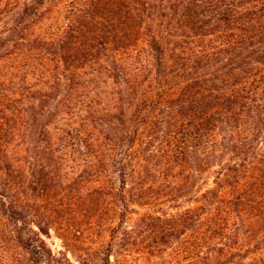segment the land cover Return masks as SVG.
<instances>
[{"label": "trees", "instance_id": "16d2710c", "mask_svg": "<svg viewBox=\"0 0 264 264\" xmlns=\"http://www.w3.org/2000/svg\"><path fill=\"white\" fill-rule=\"evenodd\" d=\"M8 17L0 213L31 264H58L43 199L109 234L102 264H264V0H17Z\"/></svg>", "mask_w": 264, "mask_h": 264}, {"label": "rangeland", "instance_id": "374dc122", "mask_svg": "<svg viewBox=\"0 0 264 264\" xmlns=\"http://www.w3.org/2000/svg\"><path fill=\"white\" fill-rule=\"evenodd\" d=\"M16 3L17 0H0V29L9 21L8 14ZM53 202L43 199L36 203L28 202V206L34 213V220L49 227L50 233L42 234L41 237L58 258V264H81L80 261L87 258L90 250L94 252L98 264H102V246L106 244L109 234L98 227L90 229L91 219L83 214L75 216L77 226L80 224L81 228L77 227V231L71 230L75 224L73 211L64 210L60 207V202L55 201L56 204ZM56 205L60 207L57 212L54 211ZM98 222L101 223V220ZM7 227V218L4 219L0 213V264H31L26 253L10 242ZM35 228L38 230L37 226ZM111 261L112 264H141L134 260L124 263L117 259L116 254Z\"/></svg>", "mask_w": 264, "mask_h": 264}]
</instances>
